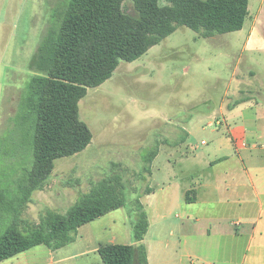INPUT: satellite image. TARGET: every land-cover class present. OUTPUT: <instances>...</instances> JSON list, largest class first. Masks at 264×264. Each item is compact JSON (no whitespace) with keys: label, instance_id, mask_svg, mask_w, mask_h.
<instances>
[{"label":"rangeland","instance_id":"374dc122","mask_svg":"<svg viewBox=\"0 0 264 264\" xmlns=\"http://www.w3.org/2000/svg\"><path fill=\"white\" fill-rule=\"evenodd\" d=\"M63 2L0 0V188L14 190L32 165L25 138L9 128L52 12ZM124 5L128 12H135L132 1ZM248 23L242 31L211 38L181 25L138 59L122 60L103 84L89 88L79 107L81 119L92 130V142L83 151L56 160L47 185L34 192L23 216L34 223L46 211L64 213L94 182L120 172L127 186L126 205L82 228L83 246L92 247L95 240L106 242L112 237L118 242L132 241L134 200L140 195L151 215L154 206L164 201L162 194L189 182L188 170L199 164L195 154L206 153L213 144L222 103L227 108L238 96V85L245 93L256 90L253 84L259 81L249 74L251 63L239 62ZM239 72L246 75V81L239 79ZM253 95L259 98L257 93ZM187 132V139L178 145L173 142L184 139ZM202 139L209 141V146H202ZM158 145L153 174L142 178L143 156ZM146 187L157 189V194L145 193ZM171 208L170 223H182L184 208L178 204ZM47 251L46 245H37L0 264H58L57 259L45 262ZM57 251V257H69L68 247ZM87 261L85 257L78 264ZM75 263L67 260L61 264Z\"/></svg>","mask_w":264,"mask_h":264},{"label":"trees","instance_id":"16d2710c","mask_svg":"<svg viewBox=\"0 0 264 264\" xmlns=\"http://www.w3.org/2000/svg\"><path fill=\"white\" fill-rule=\"evenodd\" d=\"M125 1L64 0L52 12L9 128L25 138L32 165L14 190L0 188V262L41 244L52 250L65 247L81 226L126 205L124 177L113 172L94 182L64 213L49 210L34 223L23 216L34 192L47 185L56 160L92 142L79 107L89 88L103 84L122 60L138 59L181 25L211 38L241 30L249 15V0H129L134 13L126 10ZM159 150L158 145L143 156L142 178L152 174ZM151 191L146 187L145 193ZM133 210L134 243L101 244L105 264L149 263L142 241L150 220L140 195Z\"/></svg>","mask_w":264,"mask_h":264},{"label":"crops","instance_id":"0c3cea01","mask_svg":"<svg viewBox=\"0 0 264 264\" xmlns=\"http://www.w3.org/2000/svg\"><path fill=\"white\" fill-rule=\"evenodd\" d=\"M247 19L239 62L251 63L249 74L259 81L253 84L256 90L248 89L245 93L238 85V96L232 98L227 108L222 103V117L216 119L220 127L214 131L210 149L202 155L195 154L200 159L187 172L191 180L179 184L180 195L178 189L164 193V201L154 206L142 241L147 248L148 264H264V0H249ZM247 19L239 31L244 30ZM238 77L247 80L244 73L239 72ZM223 126L225 130L221 129ZM188 135L189 132L184 139L173 142L178 145ZM201 144L209 146V141L202 139ZM150 188L149 194L156 195L157 189ZM175 204L186 211L182 223L169 221ZM87 224L78 229L75 241L65 246L69 248V257H57L59 251L47 246L45 262L57 259L58 264L67 260L78 264L86 257L84 264H105L98 251L101 244L134 243L130 235L132 241L118 242L112 237L84 247L81 230ZM90 253L95 257L90 258Z\"/></svg>","mask_w":264,"mask_h":264},{"label":"built area","instance_id":"2783aa9c","mask_svg":"<svg viewBox=\"0 0 264 264\" xmlns=\"http://www.w3.org/2000/svg\"><path fill=\"white\" fill-rule=\"evenodd\" d=\"M207 264H217L216 262H208Z\"/></svg>","mask_w":264,"mask_h":264}]
</instances>
